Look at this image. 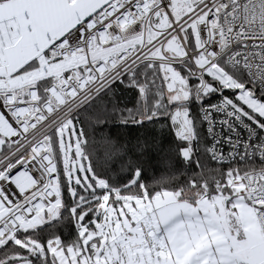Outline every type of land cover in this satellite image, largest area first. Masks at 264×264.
<instances>
[{
    "label": "snow or ice",
    "instance_id": "1",
    "mask_svg": "<svg viewBox=\"0 0 264 264\" xmlns=\"http://www.w3.org/2000/svg\"><path fill=\"white\" fill-rule=\"evenodd\" d=\"M0 264H264V0H0Z\"/></svg>",
    "mask_w": 264,
    "mask_h": 264
}]
</instances>
